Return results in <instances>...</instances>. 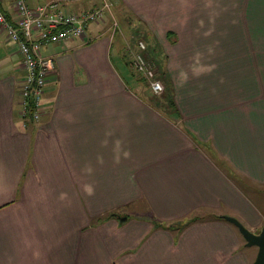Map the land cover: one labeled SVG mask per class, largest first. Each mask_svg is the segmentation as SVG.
I'll list each match as a JSON object with an SVG mask.
<instances>
[{"label": "crops", "instance_id": "crops-1", "mask_svg": "<svg viewBox=\"0 0 264 264\" xmlns=\"http://www.w3.org/2000/svg\"><path fill=\"white\" fill-rule=\"evenodd\" d=\"M52 2L65 14L97 4L28 0ZM111 3L163 45L143 36L169 55L176 109L135 90L92 24L86 40L44 48L55 70L23 131L20 56L0 58V264H253L258 248L216 217L264 227V0ZM0 10L16 18L14 0ZM127 206L137 215L110 216Z\"/></svg>", "mask_w": 264, "mask_h": 264}, {"label": "built area", "instance_id": "built-area-1", "mask_svg": "<svg viewBox=\"0 0 264 264\" xmlns=\"http://www.w3.org/2000/svg\"><path fill=\"white\" fill-rule=\"evenodd\" d=\"M14 5L20 21L13 24L0 12V27L18 47L23 71L22 79L17 83L21 115L27 121L32 113L33 125L42 118L45 88L56 66L54 59L43 54L46 45L83 39L91 24L105 22L107 16L112 20V25H119L112 11L111 0H100L98 7L80 14L63 13L59 2L31 7L27 0H14ZM138 49L132 60V69L145 78L153 94L160 96L164 92V84L157 78L156 66L146 57V46L142 41L138 43Z\"/></svg>", "mask_w": 264, "mask_h": 264}, {"label": "rangeland", "instance_id": "rangeland-1", "mask_svg": "<svg viewBox=\"0 0 264 264\" xmlns=\"http://www.w3.org/2000/svg\"><path fill=\"white\" fill-rule=\"evenodd\" d=\"M115 9H117V8H115ZM112 11H114V13H115L116 20H117V23L119 26L115 27L114 25H112V22H106L105 24H103V26H104L103 28H104V31H106V33H108V35H111V40H113V42L117 43V47L120 49L121 57L126 55L127 61L134 60L135 56L137 55L136 53L139 51L138 43L140 41H142L145 44L146 54H147L149 46H148V43L144 39L143 36H144V33H148L149 37L150 36L153 37L154 36L153 32H151L145 26V24H142L140 21H136L135 19H134L135 22L134 21L133 22H134L136 27L134 29H131L127 23L123 22L125 17H126V14H127L123 9L119 8L117 10H114V8H113ZM137 23H139V24H137ZM130 24H133V23L130 22ZM113 33H115V34L113 35ZM135 34H141V37H137V36H135ZM151 39L153 40V38H151ZM170 41L172 43H174L175 39L173 37H170ZM152 42L154 43L156 50L164 52V50H163L164 48L162 47L163 45L159 42V40L154 39ZM155 43H158V45H156ZM130 48H131V50H130ZM50 51H51V49L49 51H47L46 54ZM17 52H18L17 46L10 44L8 42L6 34L2 33L0 30V58L10 57ZM113 56H114L115 64L119 65L121 67L123 73L126 75L127 79L129 80V75H127V74H130V71L125 65H121V63H119V62H121V60L119 59V56H118L117 51L115 49L113 52ZM146 56H149V54ZM16 58H18V57H16ZM254 59H255V56L252 57V59H251L252 63H254ZM19 60H20V58L18 59V62H19ZM160 61L162 62L164 69L166 68V70H167L168 62H170L169 61V55L163 54L162 59ZM154 70H155V73L157 74L156 67H154ZM174 73H175V76H177L175 71H174ZM158 75H159V73H158ZM158 75H157V77H158ZM140 78H141V76L139 74L136 75L134 73V78L132 77V82L135 84V87H137L135 90L138 91V93L140 95H144V94H146V92L149 89H146V83L145 82L143 83V81H140ZM164 91H165V88H164ZM162 96H166L165 93H164V95L161 94V97ZM17 103H19V102L17 101ZM167 107H168V105H167ZM247 111H249V110H243L241 112H247ZM145 205H146L145 203L139 202V203H137L136 206L145 207ZM134 211L135 210H133L132 208H129L128 206H127V208L126 207L119 208L118 212H115L117 214V217H114V218H116V219L119 218L118 220L120 221V223L126 222L128 220L127 215H129L131 213L137 215L138 212L134 213ZM210 213L211 212H209V211H203V214H201L200 218L208 219L209 216H212ZM103 218L106 219L107 217L105 216V217H102V219ZM124 218H127V219L124 220Z\"/></svg>", "mask_w": 264, "mask_h": 264}, {"label": "trees", "instance_id": "trees-1", "mask_svg": "<svg viewBox=\"0 0 264 264\" xmlns=\"http://www.w3.org/2000/svg\"><path fill=\"white\" fill-rule=\"evenodd\" d=\"M83 1H85V0H83ZM27 3H28V0H27ZM28 5H29V3H28ZM100 5V0H97V4H96V6H94V7H92L91 8V10H93L94 8H96V7H98ZM30 6V5H29ZM60 8H61V6H60ZM91 10H88V11H86V12H89V11H91ZM114 10H115V8H114ZM16 11V10H15ZM0 12L1 13H4L3 11H1L0 10ZM114 12V11H113ZM80 14V13H79ZM114 15H115V13H114ZM7 16V15H6ZM8 17V19H9V21L10 22H12L13 24H15V23H17L18 21H20V17L18 16V14H17V11H16V18L15 19H13V18H11V17H9V16H7ZM116 17V16H115ZM106 22H112V20L110 19V17L109 16H107V17H105V22H101V23H93V24H102V23H106ZM92 25V24H91ZM0 29H2L1 27H0ZM3 30V29H2ZM4 32V31H3ZM5 33V32H4ZM87 33V32H86ZM170 35L171 34H168V38L170 37ZM135 36H137V37H141V34H135ZM144 36H145V38L150 42V40H149V36L146 34L145 35V33H144ZM144 38V39H145ZM8 39V38H7ZM87 39V37H86V35L83 37V39H79V40H86ZM8 41L12 44V45H16V44H14V43H12L9 39H8ZM151 44V43H150ZM17 46V45H16ZM18 48V47H17ZM130 50H131V48H130ZM44 51V50H43ZM43 54H44V52H43ZM149 54V56H146V57H148L154 64H155V66H156V69H157V75H158V73H159V75H158V79H160L162 82H163V84H164V88H165V91L162 93L163 95H164V93H165V97H167V99H168V102H169V104H168V107L167 108H169V109H172V108H175L176 109V107H174L175 106V103L173 102V99H174V91H173V87H174V84H173V82H172V79H171V77H170V75H169V73H168V71H166L165 69H164V67H163V65H162V62L159 60V55L157 54V52H156V50L155 49H149V47H148V52H147V54L146 55H148ZM45 55V54H44ZM130 55V54H129ZM20 56V55H19ZM123 60H125V65H126V67L129 69V71H130V73L132 74L131 76L134 78V73L137 75V73L132 69V61H127L126 60V55H124L123 56ZM20 67H21V65H20ZM21 70H22V67H21ZM22 76H23V71H22ZM141 76V75H140ZM21 79H22V77H21ZM140 81H143V83L145 82L146 83V89H149L147 92H146V94H148V95H151L152 97H151V100H158V98L157 97H159V96H157V95H155V94H153L152 93V91L150 90V88H149V85H147L148 83H147V81L145 80V78L143 77V76H141V78H140ZM161 96V95H160ZM151 104H155L154 102H151ZM19 107H20V113H19V115L21 116V118H22V115H21V111H22V108H21V105H20V98H19ZM32 113H30V115H31ZM29 115V117H27V121H25L24 120V118H22V121H23V123H22V125H21V129L23 130V131H27V130H29L28 128L29 127H31V124H32V116H30ZM25 121V122H24ZM25 124V125H24ZM111 217H117V214H112V215H110ZM216 218H218V219H224L222 216L221 217H216ZM119 219V218H118ZM202 219V218H201ZM194 220H197V219H193L192 221H194ZM153 221V220H152ZM189 221H191V220H189ZM189 221H185V222H183V224H179V226H185L186 224H187V222H189ZM154 223H155V225H157L158 227H162V224L161 223H159V222H156V221H153ZM166 228H168V229H170V227H166Z\"/></svg>", "mask_w": 264, "mask_h": 264}, {"label": "water", "instance_id": "water-1", "mask_svg": "<svg viewBox=\"0 0 264 264\" xmlns=\"http://www.w3.org/2000/svg\"><path fill=\"white\" fill-rule=\"evenodd\" d=\"M224 219L238 228L248 247L258 248L257 258L253 264H264V227L259 232H252L234 217L224 216Z\"/></svg>", "mask_w": 264, "mask_h": 264}]
</instances>
